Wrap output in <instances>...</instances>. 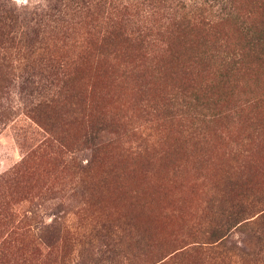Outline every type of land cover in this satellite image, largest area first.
Here are the masks:
<instances>
[{
    "label": "rangeland",
    "instance_id": "1",
    "mask_svg": "<svg viewBox=\"0 0 264 264\" xmlns=\"http://www.w3.org/2000/svg\"><path fill=\"white\" fill-rule=\"evenodd\" d=\"M64 2L0 0L34 43L0 51V264H194L264 207V0H90L65 37Z\"/></svg>",
    "mask_w": 264,
    "mask_h": 264
},
{
    "label": "trees",
    "instance_id": "2",
    "mask_svg": "<svg viewBox=\"0 0 264 264\" xmlns=\"http://www.w3.org/2000/svg\"><path fill=\"white\" fill-rule=\"evenodd\" d=\"M70 1L73 6L69 4V8L67 9L66 7L68 4L64 2L63 8L66 9H58L55 14L56 17L50 19L53 23V30L50 28V32L56 30L65 37V32L67 30L69 31L73 29L74 26H78L79 23L82 22L81 19L89 15L90 0ZM12 21L13 18L8 15L0 16V51L16 48L18 51L29 49L30 53H33L30 47H33L34 43L26 41L23 38L24 32L21 31L20 27H15L16 23L15 21L12 23ZM6 28L8 29L4 32L3 30H6ZM1 39H3V41ZM88 137L89 139H95L98 138V134L96 136V132L93 131L92 133L90 132ZM80 167L82 168L84 166L81 165ZM238 186L239 184L236 182L228 181L225 190L229 193H234L233 190L238 189ZM254 205H256V202H247L243 194L241 198L230 206V209L224 215L221 213L223 216L218 219L215 231L209 233V239L202 241V243L192 248L193 253L199 256L195 263L215 264V262L212 263V259H217L223 263L230 248L225 243L224 237L232 228H237L239 226L248 231L249 240L244 242L245 244L242 249V255H246V257H241V262H235V264H264V207L256 211L253 210ZM11 215L12 216H9V218H14L12 213ZM106 230L111 232L109 227L106 228ZM207 256L208 259H202ZM160 260L161 259H159V261ZM156 263L161 264L160 262ZM226 264H234V262L229 260V263Z\"/></svg>",
    "mask_w": 264,
    "mask_h": 264
}]
</instances>
